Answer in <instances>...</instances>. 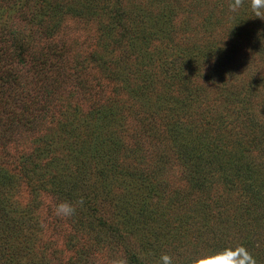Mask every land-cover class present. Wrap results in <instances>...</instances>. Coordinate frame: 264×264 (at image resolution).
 <instances>
[{
  "label": "rangeland",
  "instance_id": "obj_1",
  "mask_svg": "<svg viewBox=\"0 0 264 264\" xmlns=\"http://www.w3.org/2000/svg\"><path fill=\"white\" fill-rule=\"evenodd\" d=\"M0 2V23H3L4 20L11 23L19 36L25 38V43L31 46L39 56L45 52H47V56L52 54L55 56L56 53L52 52V49L58 45H61V50L65 53L64 58L67 62L59 75V80L52 89L53 91L50 88L46 93L39 94L36 111L38 112L42 105L47 107V104L49 109L56 111L53 113L55 115L59 110L61 112L70 110L69 112H76L78 116L85 115L84 117L87 118L85 123L91 127L93 124L100 125L105 121L118 122L120 125L117 134L119 136L122 135L125 139L135 135L136 141H139L140 162L146 161L148 165L152 164L151 153L156 148L153 142L157 141L160 133H166L163 130H168L170 135L176 136L179 140H183L181 136L185 134V131L188 132L187 130L197 132L200 129H206L212 133L220 134L223 119H218V116H215L217 111L215 107L212 109L211 95H217V99L221 100L223 98L221 94L227 91L219 88L212 93L214 91L212 89L215 88V82H212L214 80L224 79L229 75L233 77L230 81L231 86L235 82L241 88V93L247 91L248 95L251 94V101L245 103L243 108H247L251 103L254 105L264 103V20L251 15V9L246 8V4L239 11L232 12L229 9L232 0H120L118 9L123 14L119 16L115 12L112 19H107L108 17L103 15V21H99V17L92 18L91 13L95 12V9L90 7H84L82 15L74 17L73 12H65V4H63L64 8L59 5L62 15H65L63 19L61 16H56L55 13L51 18L52 11L50 9L44 11L40 16L39 12L43 9L42 4L49 7L42 0H6L5 2L0 0ZM111 2L114 4V0H110ZM115 2L119 6L118 0ZM94 3L92 0V6ZM86 5H91V3L87 1ZM103 5L104 2L99 8L101 11L107 14L114 12L110 6ZM23 9H26L25 13L19 14V11ZM162 14H170L173 17L165 24V18L161 17L160 19L157 16ZM13 16V22H11ZM42 17L45 18V21H40ZM179 18L181 21L178 20ZM108 27L112 28L111 34L117 35L114 36L115 39L110 38V34L105 32ZM107 30L109 31V29ZM165 33L168 35L171 33L173 36L168 38ZM210 33L215 35L213 36L214 39L217 38L215 40L222 43L221 47L225 49L227 45L231 47V49L227 48L230 55L224 51L225 62H229V64L218 67L217 62L219 64L222 62L218 55L223 49L218 48L213 52L214 54L211 53L214 49H210L207 54L214 55L217 62L210 64L206 61L202 64L205 65L204 69L195 68L192 70L190 67L193 63L189 65L188 55L191 53L190 57L195 61L197 59L195 55H199V53H194L195 50L191 51L192 49L181 52V49H184L187 42H190L188 46L193 48L195 44L203 43L208 38L214 40L210 38ZM7 36L9 37L8 34ZM109 38L115 45L108 53V58L115 64L110 62L109 65L104 64L97 68L95 66L96 57L104 52V43ZM206 44L211 45L209 41ZM92 52L94 53L91 55ZM178 52L182 53L180 57L177 56L178 54H173ZM73 56L75 61H68ZM75 56L79 58L77 59ZM159 56L166 59L167 62L158 61ZM197 57L200 58V56ZM79 60H81L80 65L83 66L82 70L73 73L72 66L74 67ZM51 61L50 67L53 69L56 58ZM185 61H187L186 64H184ZM16 65L18 72L12 79V84L16 82L22 86L16 87L14 90L24 91L23 85H34L42 80L31 71L29 65L20 62ZM27 75L30 77L29 80L26 79ZM36 79L38 80L36 81ZM196 90L201 92L197 94ZM49 91L51 96L48 94ZM8 95L13 96V92L8 90L7 98L9 99ZM199 96L202 98H198ZM183 97L185 99L182 101ZM203 98L207 100L206 106L200 103L205 101ZM238 98H236L237 100L232 98V103L224 101L222 103L227 109L238 107L237 109L242 110ZM25 100L20 98V101L25 102V106H27L29 99ZM7 101L9 102V100ZM110 104L113 106L110 107ZM9 105L13 106V104ZM9 105L7 104V106ZM7 106L3 102L0 103V108ZM165 107L170 112L168 119L162 115ZM256 107L254 111L263 118L264 110L260 112L258 106ZM207 111L215 114L206 115ZM242 111L245 112V110ZM20 112L21 115L24 114L22 108ZM233 113L226 110L225 114L226 116L231 115V118L226 121V125L228 121H231L229 126L233 129L230 132L232 135L230 134L228 138L235 139L237 136L247 135V138L260 139V132L251 130L254 124L249 122L246 116H234ZM145 115L146 118H142ZM56 116L44 117L41 125L43 135L44 132H50L51 127V131L53 130ZM96 119L98 122H95ZM208 119L211 120L209 128L207 127ZM97 132L101 133L102 131L97 128ZM32 137L33 134L27 131L24 133V138L20 134L18 140L22 143L23 138L24 148L30 149ZM103 140H108V138ZM179 140L175 142L177 145L174 146L172 142L173 147L168 148V153L173 154L172 160L167 163L168 166L173 167L169 172L166 171L167 165H163L157 166L161 168L159 171L163 174H158L159 171L157 172L155 168L149 172V167L143 173L144 176H148L146 181L155 194L154 199L149 201L152 203L150 208H155L154 213L145 210L144 213H141L143 202L135 201L136 203H134L130 185L135 180L130 181V177L136 178L139 173L138 176H134L133 173H136L137 168L132 163L131 166L127 164L125 160L130 162L129 157H124L122 154L121 157H110V159L103 154L108 161L110 159V164L114 167L111 168L112 170L118 168L116 167L117 163L121 160L122 166L119 167L121 171L130 173L123 175L128 179L122 178V176L111 179L108 186L99 184L91 186L87 182L86 193L89 192L91 195L99 193L103 199L97 205V210L94 209L93 212L86 210L85 207H77L79 205L77 202L83 197L77 193L78 191L74 192V197L69 194L62 196L65 193L64 190L53 192L55 189L52 190L53 175L56 172H61L60 178H62L64 170L57 160L50 161L49 159L47 169L39 168L40 172H37L36 179L30 181L28 178L25 181L20 195L7 199V194H1V199L7 204L0 209V215H9L10 213L17 221L25 223L26 226L24 230L21 229L17 233L19 236H12L15 245L21 247L22 253L18 251V254L13 256L4 245L3 251H6V259L3 258V255L0 256V264H11L12 261L19 264H110L111 259L121 256L126 257L128 264H160L162 254H169L174 259L181 256L185 263L191 264L192 259L202 253L216 252L239 245L245 246L253 257L257 258V264H264V196L263 200L258 199L260 201L256 204H251L250 201L255 202L256 199L251 198L252 194L248 190L238 186H236L238 190L234 192L236 203L234 200L233 203H235L236 209H245L243 205L247 206L244 217L242 213L237 214L232 208L228 210V206L223 205V208L217 211H211V208L204 206L201 210L204 215L208 216L209 222L201 224L200 230L194 231L195 233H186L189 240L193 238L186 247L182 244L178 245L173 234L159 235L157 233L159 227L158 231L154 232L158 236L152 233L153 226L151 225H159L158 221H154L155 218H152V215H159L164 210L157 201L171 198V201L174 200L179 205H182V200L187 197L203 201V198L201 199L204 197L203 192L187 194L190 185L183 178V169L190 170L191 157L188 152L184 155L182 150L178 153ZM262 140L264 141L263 136ZM4 141L8 150L15 142H8L4 140V137H0V146ZM197 146L202 149L199 144ZM17 147L20 148L19 144H16ZM231 148V152L234 153L235 146L231 145ZM142 149L145 153H141ZM178 149L180 148L178 147ZM183 149L186 151V145ZM2 154L3 151L0 149V156ZM55 156L58 155L55 153ZM6 159L12 161L13 157L6 155ZM183 161H185L184 164ZM2 162H6L5 156L0 157V165ZM11 166L15 168V159ZM34 171L35 169L31 170V172ZM70 172L73 176L74 170L72 171L71 166L66 170L67 179H70ZM154 174L156 176L149 178V175ZM230 176L232 177V175ZM33 182L38 185L37 189H33L35 187L32 186ZM242 182L249 183V180L246 179ZM55 184L60 187L65 186L58 182ZM174 186L178 187L176 191H174ZM181 188L184 189L183 197L185 194L187 195L180 202L178 199L182 195L179 196L177 191L180 192ZM227 192L229 190L226 188V182L220 174V178L216 181L214 190L210 194L223 197ZM125 197L127 199L132 197L128 199V204ZM61 201H68L76 205L77 211L73 215V220L72 217L62 218L54 214V206ZM209 202L207 204L211 205ZM127 205L130 210L129 214L137 219L138 229L132 232L136 226L135 223L128 226V231L132 233L129 236L125 229L123 232L129 239L124 241L123 239L119 240L120 236L108 229L104 222H108L112 218H120L119 214L128 211ZM248 205L251 215L248 212ZM256 206L259 209H254L256 210L255 214H252V207ZM4 208H8L9 213ZM168 208L173 211L177 207L169 206ZM18 209L24 211L22 212L24 215L19 213ZM101 220L102 224L99 223ZM207 220L206 218L205 222ZM121 222L123 221L120 219L119 223ZM169 235L173 242L162 246L161 239L165 240V237ZM24 246L27 247L26 250ZM153 254L156 259L152 257ZM176 261L173 264H176Z\"/></svg>",
  "mask_w": 264,
  "mask_h": 264
},
{
  "label": "trees",
  "instance_id": "obj_2",
  "mask_svg": "<svg viewBox=\"0 0 264 264\" xmlns=\"http://www.w3.org/2000/svg\"><path fill=\"white\" fill-rule=\"evenodd\" d=\"M5 2L6 0H1ZM43 3L48 4V6L43 5V9H41L40 16L44 11H47V9H50L52 11L51 18H53L54 13L56 16H61V18L64 19L65 15H62V11L59 9V5L63 7V4L66 5L65 12H73L74 17H78L79 15H82V11L85 9L84 7H90L92 9H95V12H92L91 15L92 18L99 17V21H103V15L108 17L107 19H112L115 16V12L121 16L123 14L122 11L119 12L120 7V0L119 6L114 0V4L110 0H93L95 3L92 6V0H42ZM64 1V2H63ZM87 1L91 3V5H86ZM100 1V3H98ZM98 4H97V3ZM102 2H104V5L107 7L110 6L111 10L114 12H110L109 14L101 11L99 9L102 5ZM232 3V2H231ZM246 4V8H250V1L244 0V5ZM1 5V2H0ZM103 5V6H104ZM82 7V8H81ZM97 9V10H96ZM106 9V8H105ZM100 10V11H98ZM107 10V9H106ZM26 9H23L19 11V14H24ZM98 13H101V15H98ZM251 13V12H250ZM253 13H251L252 15ZM243 15V14H242ZM158 18L161 19V17L165 18L164 23L168 22L173 15L170 14H162L157 15ZM21 17V16H20ZM14 16L11 18V22ZM180 20V18L178 19ZM40 21H45V18H40ZM54 21V20H53ZM181 21V20H180ZM15 22V21H14ZM91 23V21L89 20ZM159 23V22H158ZM54 24V23H52ZM53 27V25H52ZM109 29V31L107 30ZM106 29V33L110 34V38L115 39L114 36H117L115 33L111 34L112 28L109 27ZM166 32V31H165ZM0 103H4L5 106L7 104H13L9 105L5 108H0V137H4V140L11 142L15 141L11 149H6L7 144L5 141L0 146V149L3 151V154L0 157L5 156L6 162H2L0 165V209L2 207H5L6 201L1 199V194H7V199L9 197H15L16 195L21 194V190H23L22 186L25 184V181L29 178L36 179V176H38L37 172H40V169H47V161L50 159L57 160L60 164V167L62 170H64V173L62 172V178H60L61 172H56L53 182V192H57L56 190L65 191L63 195L69 194L71 197H74V192H77L80 195H83V204L78 205L77 207H85L86 210L93 212L97 210V205L103 200L99 193L91 195L87 192L86 184L87 182L91 186H97L99 185H106L108 186L111 182V179L119 178V176L128 174L126 172L121 171L119 168L122 166V161H118L117 166L118 168H115L112 170L111 168H114L112 164H110V157H121L122 154L125 157H129L130 162L125 160L128 165L131 166V163L137 168L136 173L134 172V176H139L136 178L130 177V181L135 180V182L130 185V191L131 194L133 193V200L134 203L136 202H143V208L141 210V213H144V210L146 212H155L154 207L150 208V205L152 203H149V201H152L155 197V194H153L151 187H149L146 180V177L143 173L146 169L149 167V172L155 168L157 172L161 170L159 168L160 166H165L167 163H170V160H172L173 154L168 153V148H172L173 145H177L175 142L179 139L174 136L170 135L168 130L166 133H160L163 135L159 136V142L158 139L156 142H153L155 144V149L151 153V158L153 160L152 164H149L144 161L140 162L141 157L140 154V143L139 141H136L135 135L132 137H126L123 138L122 135H118L119 131V123L118 122H102L100 125L93 124L91 125L85 123L87 120L85 115L78 116L76 112H69L70 110H63L62 112L59 110L57 112V117L55 114L56 111H52L49 109V105L47 104V107L45 105H42L38 112L37 110V103L39 94H42L41 92H47L48 90H51L56 86V82L59 80V75L64 67V64L67 62L65 60L64 56L65 53L62 52L60 47L61 45H58L55 49H52V52L54 51L56 53L55 56L52 54L51 56H47V52L41 54L39 56L38 53L34 52L31 46L27 45L24 41L25 38L20 37L19 34L16 32L15 28L12 27L11 23H8V21L4 20L3 23H0ZM9 35V37L7 36ZM124 36V31L122 32ZM167 34V37L170 38L173 35L171 33H165ZM213 34L210 33V38H213ZM109 40L104 43L105 48L103 49L104 52L102 54L97 55L96 57V63L95 66L97 68H100L101 65L104 66V64L109 65L110 59L109 52L111 48L115 45L113 44V41ZM217 39V38H215ZM209 40L195 44L193 48L191 46H188L190 42H187L184 49H181V52H184V50H195L194 53H199V55H195L197 59L195 61L193 58L188 55V61L189 65H193L190 67L192 70H195V68L204 69L205 65H202L204 62H217L214 58V55L207 54V51L210 52V49H214L211 51V53L215 52L218 48L223 49L220 53L219 59L222 61L220 64L217 62L218 67H223L225 64L228 65L229 62H225V52L230 55L229 50L227 49L229 46L227 45L226 49L222 46V43H219L218 40ZM121 40V39H120ZM208 41L211 43H208ZM230 43V40H229ZM59 47V49H57ZM101 47V46H100ZM32 49V50H31ZM231 49V47H229ZM190 51V52H191ZM225 51V52H224ZM76 52V50H75ZM94 52L91 53V55ZM145 55V53H142ZM178 54L177 56L180 57L182 53H173ZM214 54V53H213ZM227 55V56H228ZM197 56H200L198 58ZM77 59L79 57L75 56ZM177 57V58H178ZM56 58V64L53 69L50 67V63H52L51 60H54ZM74 56L68 61L74 62ZM76 59V60H77ZM158 61H161L162 63H166V59L159 56ZM169 61V60H168ZM23 63L25 65H29L31 71L41 78L42 80L40 82H36L34 85L30 86H24V91H16L14 88L21 87L22 84H18L14 82L12 84V79L14 78L17 70V63ZM81 60H79L75 66H72L73 73H78L82 70V65H80ZM115 64V62H112ZM171 63V62H170ZM187 61H185L184 64H186ZM207 63V64H208ZM117 65V64H116ZM118 66V65H117ZM32 67V68H31ZM232 71V70H231ZM230 72V69H229ZM54 75V76H53ZM221 76L223 74L221 73ZM30 77L28 75L26 76V79L29 80ZM233 79V77L227 75L224 79H217L212 82H215V88L212 93L216 92L217 89H222L223 91H227L226 93L221 94L223 97L221 100L217 99V95L212 94L211 95V105L212 109L215 107V110L217 113H206V115L212 116V113L215 114V116L218 119H223V123L221 125V132L219 133H212L210 130L206 129H200V131L195 132V130H187L188 132H184L181 136L183 140H179L180 144H178V153L180 150L184 152V155L188 154L190 155V170H184L183 169V178L186 179L188 182V191L187 194L191 192L196 193L200 191L203 192L204 197H201V200L187 197V199H183V192L184 189L181 188L180 192L177 191V193L182 196L178 200H182V205H179L176 201H171V198H167V200H161L157 201L159 206L162 207L163 212L159 215H152V218H155L154 221H158L159 225L156 226L152 224L153 226L152 233L155 236L159 235H167V234H173L175 237V241H178V245L182 244V246L189 243L193 240L188 239L189 232L195 233L196 231L200 230L201 224H208L209 218L207 215H204L202 212V208L204 206H208L211 208V211H217L220 208H223L224 206H228L229 208H232L234 212H237V214L242 213L243 217L246 214L247 206L243 205L245 209H240L235 207L236 199L234 192L238 190V187L244 188L252 194L251 198L256 199L254 201H250L251 204H256L258 201L263 200L264 196V141L262 140V136L264 138V116L263 118L257 114L254 111V108H257L260 110V112H263L264 110V103L262 104H256L254 105L251 103L247 108H243L245 106V103L248 101H251V94L248 95V92L241 93V88L234 82L233 85H230V81ZM38 79H36L37 81ZM218 81V82H217ZM242 84V83H241ZM211 85V84H210ZM245 88V86H244ZM8 90L13 92V96H9V99L7 98V92ZM231 90V91H229ZM53 91V90H52ZM208 91V88H207ZM197 94L201 91L196 90ZM233 92V93H232ZM50 96L51 92L49 91ZM202 95V94H201ZM200 95V96H201ZM238 95L239 98H238ZM49 96V98H50ZM198 98H202V97ZM20 98L22 99H29V104L27 106L25 102L20 101ZM64 98V97H63ZM61 98V99H63ZM232 98L236 99L238 98V101L241 103L242 110L237 109L238 107H232L230 109H227L225 105L222 103L224 101L225 103H232ZM55 99V98H54ZM185 98H182V101ZM205 101H201L200 103L205 105L207 104V100L203 98ZM9 100V102L7 101ZM66 100V99H64ZM237 100V99H236ZM26 101V100H25ZM198 101V100H197ZM106 105V104H104ZM113 105L110 104V107ZM23 107H26L25 109ZM24 111L25 115H21V110ZM211 108V107H210ZM226 110L230 111V113L239 116H246L247 120L249 122H252L254 124L253 127H251V130H256L257 132H260L261 137L260 139H257L256 137L254 139L247 138V135L245 136H235L236 138H228L230 136V132L233 131V129L230 128L231 121H226L231 118V115L226 116ZM233 110V112H232ZM239 110V111H238ZM48 112V113H47ZM81 112V109H80ZM113 112V111H112ZM111 112V113H112ZM71 113V114H70ZM124 114V112L122 111ZM162 115L165 118L170 117L169 110L164 109V112ZM219 115L220 118H219ZM56 116L54 119V125L55 127L51 131L52 127L50 128V132L43 133L42 130V124L44 117H53ZM142 118H146V115ZM213 119H215L213 117ZM257 119V120H256ZM187 120H190L187 118ZM256 120V121H255ZM95 122H98L96 119ZM208 125L209 128L211 124V120L208 119ZM218 122V121H217ZM205 125V124H204ZM256 125V127H255ZM97 128L99 131H102L101 133L97 132ZM31 132L33 134V137L30 139V149H27L28 147L24 148V133L25 132ZM20 134L23 135L22 143L19 142L18 138ZM240 134V133H238ZM232 135V134H231ZM108 138V140H103ZM228 138V139H227ZM173 142V145H172ZM263 142V143H262ZM16 144H19L20 148H16ZM197 144L200 145L199 149ZM186 145V151H184L183 147ZM231 145L235 146V152L232 153ZM169 146V147H168ZM128 150V151H127ZM125 152V153H123ZM145 153L142 149L141 153ZM55 153L58 156H55ZM107 155L110 159L109 161L105 158L104 155ZM6 155H10L13 157L12 161H8L6 159ZM133 157V161H132ZM186 157V156H185ZM14 159L16 162L15 168L11 165L14 164ZM181 159V158H179ZM138 160V163H137ZM187 161V160H186ZM185 161L182 163L184 164ZM84 166H83V164ZM63 164V165H62ZM114 164V163H113ZM139 164V166H138ZM34 166V167H32ZM74 170V174L72 176V173L70 172V179H67L66 177V170L67 168ZM159 166V167H157ZM139 167V169H138ZM173 167H170L167 165L166 171H170ZM35 169L34 172H31V170ZM58 170V169H57ZM61 170V171H62ZM165 170V168H164ZM163 170V171H164ZM165 171V172H166ZM156 172V174H157ZM154 175H149V178H152ZM158 174H163V172L159 171ZM165 174V173H164ZM221 177L226 182V188L229 190L226 194L223 195H211L210 193L212 190H214V187L216 185V181ZM132 175V174H131ZM232 175V177L230 176ZM72 177V179H71ZM231 177V178H230ZM139 178V179H137ZM128 179V178H126ZM137 179V180H136ZM249 180V183L242 182ZM185 180V181H186ZM40 181V180H39ZM41 182V181H40ZM58 182L60 184L65 185L64 187H60L56 185L55 183ZM82 184H81V183ZM242 182V183H239ZM181 183V180L179 182V185ZM155 185V182H154ZM179 185H177L179 187ZM182 185V184H181ZM32 186H35L33 189H37L38 185L33 182ZM178 187L174 186V191L178 189ZM166 189L168 187L166 186ZM163 195V194H162ZM126 198V197H125ZM132 198V197H131ZM128 198V199H131ZM126 198V203L128 204V200ZM260 199V200H258ZM233 200L235 203H233ZM136 201V202H135ZM210 201L209 204L207 202ZM204 202V203H203ZM215 205L213 206V204ZM145 205V206H144ZM23 206V205H22ZM169 206H176L177 208L173 211L168 208ZM242 206V205H241ZM24 207V206H23ZM25 208V207H24ZM193 208V209H192ZM253 210L252 214H255L254 209H259L257 206L252 207ZM262 209V208H261ZM4 210L9 209L4 208ZM127 212L119 214L120 218L115 219L112 218L108 222H104V224L108 227V229L113 230L116 232L120 239H123L126 241L129 238H127V234L130 236V234L134 231H136L137 224H136V218L129 214L130 210L127 205ZM19 213L22 214L21 209H18ZM233 212V211H232ZM248 212L250 213V208L248 205ZM24 215V214H22ZM206 218L208 219L206 222ZM74 217L72 216V220ZM120 219L123 221L121 223ZM83 222V220H81ZM195 223H194V222ZM200 223H199V222ZM102 220L99 221V223L102 224ZM135 223V228L132 232L128 231V226ZM192 223V224H191ZM199 225V227H198ZM25 223L17 221L16 218H14L10 213L9 215L1 214L0 215V256L3 255V258L6 259V251H3L4 245L7 247V249L11 252V255L16 256L18 254V251L22 253L21 247H18L15 245L14 240L12 239V236H19L17 233L20 232V230L25 229ZM159 227V231H158ZM127 230V234H125L123 231ZM79 230V229H78ZM158 231V232H157ZM195 231V232H194ZM157 232V233H154ZM151 233V234H152ZM186 234V236H185ZM168 237V238H167ZM165 237L164 239H161L163 245L171 244L173 242L172 237L169 235ZM171 237V240L169 241V238ZM17 238V237H16ZM19 239V238H18ZM177 244V243H176ZM25 247V246H24ZM128 247V246H127ZM27 247H25L26 250ZM12 256V257H13ZM25 257V254H24ZM154 257V254L152 255ZM173 257V256H172ZM155 258V257H154ZM256 258V257H255ZM156 259V258H155ZM152 260H154L152 258ZM176 261V264H188L187 262H184V259L181 258V256L177 257V259L173 258V263ZM257 260V258H256ZM150 261V260H149ZM11 264H19L14 263L12 261ZM261 264V263H260Z\"/></svg>",
  "mask_w": 264,
  "mask_h": 264
},
{
  "label": "clouds",
  "instance_id": "obj_3",
  "mask_svg": "<svg viewBox=\"0 0 264 264\" xmlns=\"http://www.w3.org/2000/svg\"><path fill=\"white\" fill-rule=\"evenodd\" d=\"M244 6V0H232L229 9L232 12L239 11ZM250 9L254 17L264 20V0H250ZM78 204H83L81 198ZM54 214L62 218H70L76 214V205L61 201L54 206ZM110 264H128L126 257H116L110 260ZM160 264H173V257L169 254H162L160 257ZM191 264H257L256 259L248 251V249L239 245L236 247H228L216 252H205L192 259Z\"/></svg>",
  "mask_w": 264,
  "mask_h": 264
}]
</instances>
